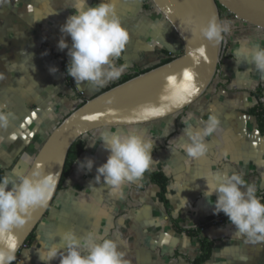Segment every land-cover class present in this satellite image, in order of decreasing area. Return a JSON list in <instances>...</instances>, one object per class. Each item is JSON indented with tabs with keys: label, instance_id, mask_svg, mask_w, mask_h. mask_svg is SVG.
Wrapping results in <instances>:
<instances>
[{
	"label": "crops",
	"instance_id": "0c3cea01",
	"mask_svg": "<svg viewBox=\"0 0 264 264\" xmlns=\"http://www.w3.org/2000/svg\"><path fill=\"white\" fill-rule=\"evenodd\" d=\"M99 2L88 0L90 6ZM75 3L0 0V110L12 113L8 127L0 128L3 175L12 176L13 171L25 175L50 132L83 100L129 73L159 65L182 49L178 36L150 0H116V15L130 39L115 65L126 64V70L104 87L90 82L77 85L74 80L70 86L62 68L68 50L60 51L57 44L60 27L74 14L71 7ZM241 33L250 38L252 34L257 40L245 45L225 34L214 79L183 111L146 124L97 129L84 137L85 151L14 264H42L37 251L53 243L52 235L59 242V236L68 230L80 238L92 233L97 241L115 239L129 264H191L199 254V243L187 230L216 215V194L204 195L208 191L206 179L211 182L214 173L241 174L256 187V194L264 195V131L251 113L258 102L264 106V73H258L245 59L250 49L264 47V31L247 29ZM65 38L71 46V38ZM52 68L57 71H50ZM210 113L220 124L205 138L208 151L199 159L189 158L179 147L188 142L184 132L189 127L202 129ZM188 114L192 119L183 124ZM102 132H135L154 141L153 163L141 180L126 183L115 192L103 182L95 183L96 168L109 156L99 138ZM96 139L95 146L89 147ZM85 158L95 162L90 172L80 168ZM153 172L169 178L166 206L158 198V187L145 183ZM200 235L213 241L211 255L203 264H264V242H249L238 235L228 218L202 227ZM50 264H59V258Z\"/></svg>",
	"mask_w": 264,
	"mask_h": 264
},
{
	"label": "clouds",
	"instance_id": "9594fccd",
	"mask_svg": "<svg viewBox=\"0 0 264 264\" xmlns=\"http://www.w3.org/2000/svg\"><path fill=\"white\" fill-rule=\"evenodd\" d=\"M115 7L116 0H100L95 6H90L88 0H76L71 7L75 9L74 14L61 25L62 35L57 47L60 51L68 50L70 61L67 74L75 84L90 82L104 87L126 70V64L115 65V60L121 57L130 39L129 31L116 15ZM198 30L210 42L219 44L225 34H231L232 26L230 21L221 22L213 17ZM65 37L71 38V46ZM200 53L203 55V48ZM245 59L255 66L258 73H264V47L250 49ZM50 71L56 72L57 69ZM198 93L195 73L191 69L180 76L171 75L166 79L158 103L141 106L138 116L144 120L167 116L174 109L182 108ZM11 116L12 113L0 110V128L8 127ZM86 119L94 120L96 117ZM188 119H192L191 114L181 122L186 124ZM203 123L202 129L189 127L184 132L188 142L179 147L189 158L199 159L206 155L208 145L205 138L217 130L220 121L210 113ZM99 138L109 156L96 168L95 183L103 182L114 192L126 183L141 180L153 163L151 152L154 141L151 139L144 140L135 132L128 135L102 132ZM96 142L97 139L89 147H94ZM94 163L93 159L85 158L80 168L90 172ZM206 182L208 191L204 195L211 197L215 193L217 196L214 214L223 213L234 225L236 233L249 242H264V202L257 197L256 187L237 173H214L212 181L206 179ZM55 184L52 175H44L39 170L31 176L15 171L12 176H0V264H13L17 260L19 244L12 230L25 224L34 209L48 206ZM50 238L53 243L44 244L42 250L37 251L42 264H50L57 258L59 264H129L115 239L97 241L92 233L80 238L71 230L59 236V242H56L55 235Z\"/></svg>",
	"mask_w": 264,
	"mask_h": 264
},
{
	"label": "water",
	"instance_id": "95a60500",
	"mask_svg": "<svg viewBox=\"0 0 264 264\" xmlns=\"http://www.w3.org/2000/svg\"><path fill=\"white\" fill-rule=\"evenodd\" d=\"M150 1L178 36L183 46L182 53L167 63L137 74L87 99L50 132L25 175L31 176L39 170L44 175H52L56 184L48 206L34 209L25 224L12 230L19 244L16 255L51 206L58 191L68 151L76 139L101 128L128 127L164 119L189 107L205 93L219 67L223 41L219 44L210 42L199 34L198 29L213 17L222 22L218 5L236 20L264 30V0ZM201 48L204 49L203 55L200 53ZM188 69L195 73L199 93L182 108L174 109L167 116L141 119L138 116L140 107L158 103L167 77L180 76ZM90 116L96 119H86Z\"/></svg>",
	"mask_w": 264,
	"mask_h": 264
},
{
	"label": "trees",
	"instance_id": "16d2710c",
	"mask_svg": "<svg viewBox=\"0 0 264 264\" xmlns=\"http://www.w3.org/2000/svg\"><path fill=\"white\" fill-rule=\"evenodd\" d=\"M219 9H220V13H221V20L222 22L224 21V15H223V11H225L220 5ZM227 14H229L231 16L230 13H228L227 11H225ZM232 17V16H231ZM236 22L248 25L242 21H238L235 19ZM250 26V25H248ZM252 27V26H251ZM255 28V27H253ZM257 29V28H255ZM260 30V29H258ZM264 31V30H263ZM175 56H170L167 57L166 59L162 60L160 62V64H164L169 62L171 59H173ZM69 59L68 56H64L62 58V68L63 71L65 73L66 76V82L68 85L73 86V78H71L68 74H67V66L69 63ZM159 64V65H160ZM158 66V65H157ZM149 70V69H148ZM147 70L141 71V72H135V73H129L125 76H123L120 80H118L117 82H115L112 86H115L119 83H122L132 77H134L137 74L146 72ZM111 86V87H112ZM110 88V87H109ZM256 96L259 97L260 96V90L256 91ZM86 100H83L79 106H81ZM183 111V110H182ZM251 113L255 116L259 129L261 131H264V106L261 102H258L251 110ZM86 148V140L84 139V136L79 137L78 139L75 140V142L72 144V146L70 147L68 154H67V158L65 161V165H64V170H63V174L61 177V181L58 187V191L62 186V183L64 182V180L66 179V177L68 176V174L70 173L73 164L77 161V159L83 154V152L85 151ZM0 176H3V171H0ZM145 183H152L154 185H156L158 187V198L159 200H161L164 205H167V199H166V190H167V186L169 183V178L167 176H165L162 172H153L151 174H149L147 176V178L145 179ZM57 191V192H58ZM257 197H259V199H261L262 202H264V195H259L256 194ZM227 217L223 214H216L215 216L212 217H208L207 220L205 222H201L200 225L197 228L194 229H188L187 233L193 237H195L197 239V242L199 243V254L193 259V261L191 262V264H203L204 262H206L210 255H211V250L213 247V241L200 235V229L204 226H208L210 224L213 223H217L220 220H224ZM34 236V231L32 233H30V235L28 236L26 242L24 245H27L33 238ZM23 248V247H22ZM21 248V249H22ZM20 251L17 253V257L19 255ZM14 264V262H13Z\"/></svg>",
	"mask_w": 264,
	"mask_h": 264
},
{
	"label": "rangeland",
	"instance_id": "374dc122",
	"mask_svg": "<svg viewBox=\"0 0 264 264\" xmlns=\"http://www.w3.org/2000/svg\"><path fill=\"white\" fill-rule=\"evenodd\" d=\"M223 15H224V21L227 20V21H230L231 22V26H232V32H231V37H232V41L233 42H237L238 41H244L245 42V45H248L250 43L251 40H257L256 38H253L252 37V34H251V38L249 37L248 34L246 33H241L242 31L244 30H247V29H251V30H256L255 28L251 27V26H248V25H245V24H242V23H239V22H236L235 21V18L231 17L229 14H227L225 11H223ZM239 26V27H238ZM242 27V30L240 29ZM232 43V42H231ZM183 51V46H182V49L180 51H178V53H176L175 55H179L181 54ZM175 55H170V56H175ZM169 56V57H170ZM87 135V134H86ZM84 135V137L86 136ZM26 245H24L23 247H25ZM23 249V248H22ZM21 249V250H22ZM20 250V251H21Z\"/></svg>",
	"mask_w": 264,
	"mask_h": 264
},
{
	"label": "built area",
	"instance_id": "2783aa9c",
	"mask_svg": "<svg viewBox=\"0 0 264 264\" xmlns=\"http://www.w3.org/2000/svg\"><path fill=\"white\" fill-rule=\"evenodd\" d=\"M220 221H222V220H220Z\"/></svg>",
	"mask_w": 264,
	"mask_h": 264
}]
</instances>
